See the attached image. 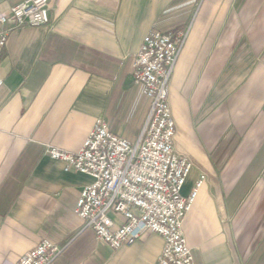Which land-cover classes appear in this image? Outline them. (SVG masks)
<instances>
[{"label":"crops","instance_id":"1","mask_svg":"<svg viewBox=\"0 0 264 264\" xmlns=\"http://www.w3.org/2000/svg\"><path fill=\"white\" fill-rule=\"evenodd\" d=\"M48 17L0 47V264L42 240L60 249L51 264H157L158 235L98 242L72 212L91 179L45 154L77 153L97 119L136 141L150 104L132 63L150 31L186 34L168 98L192 165L182 196L205 176L182 226L194 264H264V0H52Z\"/></svg>","mask_w":264,"mask_h":264},{"label":"built area","instance_id":"2","mask_svg":"<svg viewBox=\"0 0 264 264\" xmlns=\"http://www.w3.org/2000/svg\"><path fill=\"white\" fill-rule=\"evenodd\" d=\"M51 1L26 0L0 12V47L12 29L48 26ZM185 37L183 31H150L142 39L132 63V82L150 105L136 141L119 137L97 119L77 153L45 149L51 160L63 164L64 172L91 179L72 212L97 241L116 251L132 246L145 234L158 235L163 248L157 264H194L182 226L205 182L201 175L190 194L182 196L192 165L174 150L176 126L168 88ZM2 84L0 79V88ZM111 214L120 215L123 224L115 226ZM59 253L56 245L42 240L14 264H51Z\"/></svg>","mask_w":264,"mask_h":264}]
</instances>
